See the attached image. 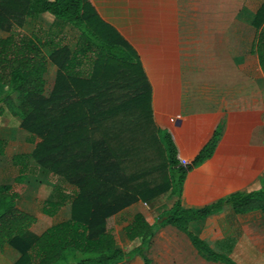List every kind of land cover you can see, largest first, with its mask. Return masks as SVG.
I'll return each mask as SVG.
<instances>
[{
  "label": "trees",
  "instance_id": "16d2710c",
  "mask_svg": "<svg viewBox=\"0 0 264 264\" xmlns=\"http://www.w3.org/2000/svg\"><path fill=\"white\" fill-rule=\"evenodd\" d=\"M40 12L51 14L55 27L69 25L78 32L74 48L50 32L42 41L19 34L0 39V84L6 87L0 117L16 118L20 129L38 139L30 155L13 156L14 182L47 171L56 182L39 210L53 216L70 205V218L32 234L36 218L17 208L11 184H0V248L9 244L18 251L15 264H115L134 255L149 264L152 236L172 225L206 259L235 264L188 232L187 223L225 206L264 215V178L256 190L230 193L200 208L181 203L189 173L214 154L222 120L213 121L193 159H180L167 126L154 121L151 85L137 52L86 0H0V29L9 31L25 15ZM263 21L264 3L252 25L258 29ZM251 52L264 76V31L257 33ZM47 60L57 71L45 95ZM6 145L0 135V156ZM164 194L171 207L152 224L135 214L124 229L135 245L128 251L118 247L106 219L138 200L152 204Z\"/></svg>",
  "mask_w": 264,
  "mask_h": 264
},
{
  "label": "crops",
  "instance_id": "0c3cea01",
  "mask_svg": "<svg viewBox=\"0 0 264 264\" xmlns=\"http://www.w3.org/2000/svg\"><path fill=\"white\" fill-rule=\"evenodd\" d=\"M50 1V0H48ZM105 23L112 26L137 52L141 63V50H153L159 54V62L149 65L142 63L145 74L151 85V101L155 107V88L151 81L148 68L158 66L164 59L170 73L174 75L177 84L182 71L183 62L175 60L174 50L188 49H223L249 50L253 48L255 37L259 31H264V21L258 29L252 22L257 9L264 0H86ZM57 35L70 48L78 37V32L69 25L55 27L54 17L46 12L36 15H25L20 23L11 26L9 31L0 29V39L9 35L36 36L41 41L47 33ZM193 34L199 35L195 40ZM45 54L48 51L42 48ZM171 52V53H170ZM156 55V56H157ZM257 68V56L252 53ZM241 64V57L238 59ZM56 74L57 68L47 60L48 72ZM261 72V70H260ZM262 74V72H261ZM263 76V74H262ZM264 78V76H263ZM175 84V85H176ZM176 93L174 114L169 116L168 107L162 109V118L156 117L158 122L167 126L173 135L177 146L178 156L189 161L208 134L217 116L208 119L193 117L186 112L183 102L181 86ZM178 91V88L176 86ZM6 87L0 84V96ZM264 103V102H263ZM168 111V112H167ZM171 112V110H170ZM179 114L182 120H174ZM155 116V117H154ZM8 121L0 125V135L7 145L5 153L13 163L15 155H30L35 146L32 142L27 152L25 145L19 140L12 141V131L15 135H22L23 143L34 140V137L18 127V120L9 115L3 116ZM156 121V120H154ZM8 128V131L3 128ZM7 134V135H6ZM221 139V138H220ZM15 146V147H12ZM220 140L214 154L187 176L184 184L181 203L186 208H200L215 200L234 192H247L260 187V179L264 178L257 169L249 167L245 172L233 168L226 173V157L219 153ZM249 148L248 160L253 161L254 151ZM14 164V163H13ZM15 165V164H14ZM17 168V166H16ZM18 170V168H17ZM2 175L0 173V180ZM0 184H9L2 183ZM17 192L16 206L20 210L32 214L36 220L30 227L32 234L39 235L48 227L66 221L70 218V205L62 207L55 215L47 216L40 212L41 202L29 203L27 192ZM165 200V209L171 207L166 200V194L160 196L154 203L148 204L140 200L123 208L106 219V229L114 236L116 245L125 251L130 250L135 242H131L125 235V227L137 213L152 224L161 212L156 205L158 200ZM187 231L202 240L212 251L224 255L235 264H264V215L259 211L237 213L231 207L225 206L217 213L211 214L203 220L187 223ZM20 254L9 244L0 248V264H15ZM147 257L149 264H224L203 257L191 244L186 233L172 225L159 227L152 236ZM115 264H144L139 255Z\"/></svg>",
  "mask_w": 264,
  "mask_h": 264
},
{
  "label": "rangeland",
  "instance_id": "374dc122",
  "mask_svg": "<svg viewBox=\"0 0 264 264\" xmlns=\"http://www.w3.org/2000/svg\"><path fill=\"white\" fill-rule=\"evenodd\" d=\"M193 36L196 40L199 35ZM172 52L176 61L183 62L177 84L163 58L158 66L148 68L155 88L154 110L151 101L153 114L155 115L156 111V116L162 118V109L165 110L167 107L170 109L175 105V96L181 86L186 112L200 119L206 120L217 116L222 120L219 153L226 157V173L232 171L234 167L245 172L251 166L257 169L259 174L264 175V78L256 66L252 52L223 49H188ZM141 54L145 65L160 60L159 54L156 56L153 50H141ZM240 57L241 64L238 62ZM85 74L84 71L83 75ZM54 78L53 71L48 72L45 77V95L48 94ZM157 117L154 120L160 124ZM173 119L182 120L179 114H175ZM6 124L8 121L0 117L1 127ZM3 130L8 131V128L5 127ZM13 132L12 141L19 140L26 146L27 152L32 142L38 141L34 138L24 144L22 135H15L16 132ZM250 146L254 151L253 161L248 160ZM28 160L29 165H34L30 158ZM0 173L2 175L0 182L11 184L14 191L29 193L30 204H33V200L41 202L43 198L53 196L52 186L56 179L45 170L38 169L35 173H27L20 183H16L14 178L18 175V170L9 159V155H6L0 158ZM156 205L161 212L166 207L165 200H158Z\"/></svg>",
  "mask_w": 264,
  "mask_h": 264
}]
</instances>
